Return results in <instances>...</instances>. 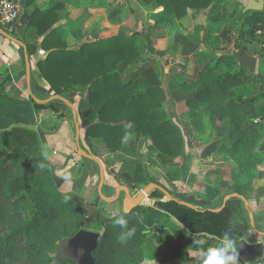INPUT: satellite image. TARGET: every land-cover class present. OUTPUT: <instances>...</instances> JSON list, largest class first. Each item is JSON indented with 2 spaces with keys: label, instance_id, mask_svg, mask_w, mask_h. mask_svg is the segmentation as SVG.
I'll list each match as a JSON object with an SVG mask.
<instances>
[{
  "label": "trees",
  "instance_id": "16d2710c",
  "mask_svg": "<svg viewBox=\"0 0 264 264\" xmlns=\"http://www.w3.org/2000/svg\"><path fill=\"white\" fill-rule=\"evenodd\" d=\"M223 1L139 0L136 9L146 12L152 24L146 20L140 31L84 42L77 49L67 48L54 23H48L36 32L43 35L49 29L46 36L39 43L26 42V51L30 56L38 45L47 52L35 62V69L53 95L71 99L83 94L76 113L85 140L94 138L110 153L120 151L126 125L131 123V137L150 141L166 163L163 175L175 183L184 178L181 165L188 155L183 134L195 142L210 132L211 139L203 146L205 155L233 162L240 181L235 180L215 202L213 197L222 189L218 174L211 193L184 189L202 199L194 208L166 198L159 189L150 191L151 204L139 203L127 212H117L125 216L129 228L136 229L133 238L121 245L117 240L121 229L113 224L116 213L106 217L99 209L97 231L88 230L86 210L71 200L65 202L55 185L52 166L33 125L39 110L50 109L63 117L66 104L60 99L36 103L30 96L24 99L0 92V264H76L73 257L56 254L60 244L72 238L83 240L89 264H141L144 258L157 257L164 264H196V259H187L185 253L198 251L193 238L215 245L225 231L235 238L248 233L251 227L239 197L228 198L218 211L209 209L220 207L224 196L231 193L249 202L251 192L261 183L257 171L264 168V105L258 103L264 100V69L249 73L238 65L233 53L241 50L264 62V10H236L238 25L224 12L206 24L201 41L209 43L215 54L196 75L178 83L189 111L183 126L172 120L171 101L153 62L132 71L126 80L121 79L118 68L150 59L151 36L160 28L191 23L197 14ZM157 8L161 9L155 11ZM11 24L0 27L6 31ZM30 24L33 26L31 18ZM224 120L229 125L225 132L218 125ZM42 163L44 168L39 166ZM143 163L134 164L130 195L156 183L175 199L193 205L147 174ZM86 232L96 233V238L88 241H96L92 247L83 235ZM149 238L153 243H146ZM155 242L160 249L162 244L169 248L160 250ZM262 242L264 248V236ZM237 249L238 254H244L238 245Z\"/></svg>",
  "mask_w": 264,
  "mask_h": 264
},
{
  "label": "crops",
  "instance_id": "0c3cea01",
  "mask_svg": "<svg viewBox=\"0 0 264 264\" xmlns=\"http://www.w3.org/2000/svg\"><path fill=\"white\" fill-rule=\"evenodd\" d=\"M14 1L18 6V17L15 21L12 22L11 25L7 27L6 31H4V29L1 27L0 30L4 31L7 35L15 38L19 42H22L25 48H23L18 43L10 40L0 32V92L6 94H14L19 98H25L24 96L28 97L29 92H31L33 95H39L42 98L53 95V92L50 89L48 83L38 77L35 69V62L39 59L45 58L47 52L42 50L38 45L36 46L35 52L30 56H28L26 51V42L39 43L46 36L49 29L43 35H37L36 33L37 29H41L44 25H47L48 23H54L53 26L56 29V32L60 35L62 41L65 42L67 48L77 49L84 42H92L96 39L111 37L120 33H132L134 31H140L142 28V23L144 21L147 20L150 24H152L153 22L152 20L147 18L146 12H140L138 11V9H136L139 6V0H137V5L135 4V7L133 6V2L131 0ZM212 7L213 5L203 10L202 13L206 12L207 14L202 15L205 16L209 13V15H211ZM160 9L161 8H157L155 9V11H158ZM223 12L224 11L222 10L221 13ZM108 14L110 16H108ZM199 17L200 14H197L193 18L191 23H187V25H189L193 31L198 27L197 19ZM30 18L33 26L30 24ZM209 21H211V19H209ZM136 24H138V27ZM186 27L187 26L186 24H184V22H176L173 28H160L159 30H157L155 35L151 36L153 43L152 46L154 47L155 43L163 39V37L167 33H171L172 31L187 32V29L191 30L189 27ZM193 40L195 42H199L197 36H194ZM178 55H180V59L182 61L183 54ZM25 56L27 57L25 58ZM149 58L150 59L144 62L134 61L129 65L120 64L118 68L120 70L119 73L121 79L126 80V78L132 71L141 66L149 64L150 62H153L155 65L157 64L154 57ZM187 58L194 65V67L192 66V73H189L187 71L184 72L182 76H179L178 73L181 74V72H179V69L174 68L167 77H160V79L162 80L165 96H168L169 94V96L171 97L169 98V100L174 101V105H172V108H174L175 111L179 109L178 113H181L178 115L180 126H183L188 121V108L184 103V97L178 91V83L180 82V80H184L196 75V73L205 65L204 64L200 66V60L195 58L194 56L192 57L191 55H188ZM26 59L29 65L28 84L26 75ZM165 59H171L170 62L174 63L172 62V58L170 57H166ZM258 62L259 61L257 60L255 71L257 70ZM181 64V66L184 65L183 62ZM170 77H173V82H171ZM64 98L70 103L72 108L65 103L67 109L66 111H64L63 117H59L57 113L50 109L38 111V123L36 127V130L42 142L44 156L46 159H48V162L55 170L54 174H56V181L58 183L59 189L61 191L63 190L65 195H70L72 197V200H74L75 202L77 201L84 204H89V206L94 207H108L107 209H112V211H116L117 213L120 209H122L123 201L125 198L124 190L128 187L117 186L116 188H113L114 186L112 182H105L106 184L104 185V187H102L100 192L101 195H107V193L109 192H113L115 194L116 191H119V194L116 200L109 203H107L108 201H106V206L105 204L103 205L104 202L102 201L104 200H102L103 198H100L101 196L97 191L98 187H94L95 177L94 174H92L94 164H97V162L85 158L84 156L80 155L79 152H77L75 149L76 124H78L79 126V135H82V132L80 131L79 120L74 107H76L77 103L83 99V94L79 92L72 99H68L66 97ZM181 104L182 106L180 107ZM258 104L264 105V100L260 101ZM71 109L74 110L75 115L73 114ZM67 111L70 113L68 114ZM211 136L212 133L208 132L195 142L189 140L190 142L196 144L195 146L200 149V152L197 153L190 151V157L186 158L188 162L185 161L182 163L184 178L182 181L175 182V190L177 191V193H185V195L187 196L186 200L191 202L194 207H196L197 204L202 201V199L194 197L189 192H185L184 189L191 187L192 190L211 193L213 191L211 184L215 181V178L218 174V176L221 178L222 189L218 195L213 197L212 201L215 202L218 196L223 195V193H226L229 190L235 180L240 181V177H235V173L233 172V162H226L221 158L203 155L205 152L203 146L209 142ZM143 141H146L148 143L150 142L145 138L143 139ZM79 146L82 151L86 152V150L81 147L80 141ZM261 147L262 150H264V141ZM53 151L56 152L55 154L56 156H58V158L54 157L55 154L52 153ZM98 151L101 155V157L99 156L100 158L110 155V153L107 152L106 148L103 145H100ZM151 151H153V153H157L160 156V159L162 158V156L158 152H156L152 146ZM86 153L88 154V152ZM120 154L122 153L119 152L116 155L120 157ZM205 157L213 158V160L209 165H203L205 167L203 169V167H200V165L202 164V162H205L203 161V158ZM122 158L123 157L121 156L120 159ZM115 164H117V162ZM162 164L164 165H160L159 163V166L165 168L166 163L163 159ZM257 178L261 181L260 185L251 192V199L249 200V202L247 201V206H245V204L243 203L251 229L244 237H236L237 245H239L241 242H245L247 244L262 242V233L264 232V168L257 171ZM97 179L99 183V173ZM131 196L133 197V195ZM226 196H224V198ZM101 203L103 206L101 205ZM145 203L147 204V201H145ZM149 203H152L151 199H149ZM249 212H252V224ZM185 253H187V255ZM185 253L184 256L186 255V258H189V260H195L198 255V251L190 249ZM194 254L195 257H193ZM253 259H255V257L247 256L245 255V253L238 254V264H246Z\"/></svg>",
  "mask_w": 264,
  "mask_h": 264
},
{
  "label": "rangeland",
  "instance_id": "374dc122",
  "mask_svg": "<svg viewBox=\"0 0 264 264\" xmlns=\"http://www.w3.org/2000/svg\"><path fill=\"white\" fill-rule=\"evenodd\" d=\"M131 1L133 2V6L135 7V4L137 5V0H131ZM244 5H245L244 0H224L223 2H221L219 4L213 5V7L211 9V15H209L210 14L209 13L208 15L203 16L202 14H207L206 12H203L200 14V17L197 19L198 27H197V29L195 28L194 31L191 29V27L189 25H187V23L184 22V24H186V26L189 27L191 30L187 29V32H178V31L173 32L172 31L171 33H167L163 37V39H161L159 42H156L155 46L153 47V51L148 56L154 57V59L156 60V62H157L156 65L158 68L159 76L161 78L167 77L169 75V73L171 71H173L174 68L179 69V72H181V74L178 73L179 76L180 75L182 76L184 74V72H187V71L189 73H192V68L194 67V65H193V63H191L188 60V58H187L188 55H191L192 57L194 56L195 58L199 59L200 60L199 65L200 66L211 61L212 56L215 54V52H213V49H211V45L209 43L201 42V39H203V35H204L203 32H204L206 24H208L209 19L214 20L216 17H218L223 10L225 13V16L227 18H229L233 24L238 25L237 24L236 10L241 9V8L243 9ZM213 8H214V11H213ZM241 12H242V10H241ZM108 16H110V15L108 14ZM105 23H108V22H105ZM136 25L138 27V24H136ZM137 27H135V28H137ZM194 36H197L199 42H195L193 40ZM178 54H181V55L183 54L185 56L184 57L182 55V61L180 59V55H178ZM166 57L172 58V62H174V63L170 62L171 59L170 60L165 59ZM182 62L184 63L183 66H181ZM257 69H264V62H261V61L258 62ZM186 74H188V73H186ZM173 77H174V75H173ZM172 78L170 77L171 82H173ZM24 97H25L24 99L28 98L27 96H24ZM167 98H171L169 96V94H168ZM173 102L174 101L170 102L169 113L172 117L173 122L175 124L179 125L178 115L181 113H178L179 109L177 111H175L174 108H172V105H174ZM181 106H182V104L180 105V107ZM74 108H75V110H77L76 109L77 107H74ZM39 111H41V110H39ZM65 111H66V109H65ZM69 113L70 112H68V114ZM188 113H189V111H188ZM215 122L217 123V121H215ZM37 123H38V117H37V122L33 125L35 128L37 127ZM218 125L220 126V130H222L224 132L226 130H228V128H229L227 120H224L223 122L218 123ZM183 138H184V142H186L185 152H186V154H188V155H186L187 156L186 158L190 157V151L197 152V153L200 152V149H198V147L195 146L196 144L190 142L187 139L185 134H183ZM79 141H80L81 147L84 150H86V152H88L89 155L95 157L100 162V164L102 166L104 177H103L101 189L106 184L105 182H112L113 186H114L113 188H116L117 186H119V187L120 186H127L128 187L131 184L130 181H131V176L133 175V167L137 161H144L145 162L143 164L146 167L147 174L151 175L152 177H154L155 179H157L161 183L165 184L171 190L175 189L174 181L171 178L164 176L163 175V169L164 168L159 166V163H160V165H164V164H162L163 157L160 159V156L157 153H153V151H151V143L150 142L148 143L146 141H143V139H139L135 136H132V138L130 137V139L127 142H123L122 150L114 152V153H110L106 149L107 152L110 153V155L104 156L103 158H100L101 155H100V152L98 150H99L100 145H102L101 143L97 142L94 138H88V141H87L84 139L83 135H81V134L79 135ZM130 150H131V152H130ZM119 152L122 153V154H120V157L118 155H116ZM203 155H205V152ZM121 156L123 157L122 159H120ZM54 157L58 158V156H56V154L54 155ZM203 159H204L203 161H205V162H202L200 167H203V169H204L205 167L203 165H209L210 162H212L213 158L205 157ZM121 160H122V162H121ZM185 161L188 162V160H185ZM116 162H117V164H115ZM54 171L55 170L53 169V171H51V172L53 173V176H54L55 185H56L58 191L65 196V193L63 192V190L61 191L59 189L58 183L56 181L57 177H56V174H54L55 173ZM98 171H99L98 165L94 164L93 173H92V174H94V177H95L94 178V180H95L94 187L99 186L98 185L99 184L98 179H97L98 173H99ZM105 174H106V177H105ZM96 180H97V183H96ZM140 190L133 191V193H131V195H133V197H134L137 194V192H139ZM122 192H123V189H122ZM112 193L113 192H109V193H107V195H105V194L104 195L102 194V195L105 198H108L110 200L115 195L114 193L113 194ZM176 194L179 195L178 198H181L183 200L187 198L185 193H181V194L176 193ZM100 198H102V197H100ZM102 200H104V201H102V202H104L103 203V205H104L106 203V200L105 199H102ZM71 201L78 204L81 208H84V210H86L87 215L85 216L86 217L85 223H86V228L88 230L90 229L92 231H97L96 227H97L98 223H97L95 217H96V213L98 212L99 209L102 210V212H101L102 215L106 216V217H112L116 213V211L114 212V211H112V209H107L108 207L107 208L100 207L99 205H98L99 207H94V206H89V204H84V203L77 202V201L75 202L72 199H71ZM145 201H147V204L149 203V199L147 196L142 198L140 203L146 204ZM107 203H109V201ZM101 205H102V203H101ZM105 206H106V204H105ZM101 231L102 230H100L99 232L102 233ZM146 243H153V239L152 238L147 239ZM154 245H155V247L159 248L158 242L157 243L155 242ZM160 246H161V249L163 251L167 250L169 248L167 244H162ZM86 249H87V247L85 246L83 240H80L79 238H72V239H68V240L62 242L60 244V246L58 247L56 254L60 258L67 257V256L73 257L76 261V264H89L88 260L86 258V251H85ZM193 257H195V254L193 255ZM157 258H144L142 260L141 264H164L161 260L159 261V259H157ZM187 259H189V258H187ZM51 264H55L54 261H52Z\"/></svg>",
  "mask_w": 264,
  "mask_h": 264
},
{
  "label": "water",
  "instance_id": "95a60500",
  "mask_svg": "<svg viewBox=\"0 0 264 264\" xmlns=\"http://www.w3.org/2000/svg\"><path fill=\"white\" fill-rule=\"evenodd\" d=\"M261 10H264V0H245V5H244V7L242 9V12L244 13L246 11H261ZM0 32H1V34L6 36L7 38H9L10 40L18 43L23 48H25V46H24V44L22 42H19L15 38H12L11 36L7 35L2 30H0ZM233 54H234L235 59H236L238 65L240 67L246 69L249 73H254L255 72L256 62H257V58L255 56H251V55L245 54L241 50L235 51ZM26 57L27 56H25V58ZM26 64H27L26 65V75H27V84H28L29 83V65H28L27 59H26ZM29 96L36 103H47V102H49L51 100H54V99H60L61 101H63L69 107L72 108L70 103L64 97H62L60 95H52V96H49L48 98H45V99H38L31 92H29ZM72 112L75 115L74 110H72ZM75 149H76L77 152H79L80 155L84 156L85 158H88L90 160H94V161L97 162V164L99 166V176H100L99 186H98V190H97L99 195L103 199H105L106 201H109V202L116 200L118 198L119 191H116L115 192V196L112 199H110V200L108 198L103 197L100 194L101 186H102V182H103V176H104L103 169H102V166H101L100 162L95 157L87 154L86 152L82 151V149L80 148V146H79V126H78V124L75 125ZM51 171H53V168H51ZM154 189H159L165 195V197L168 198V199H174V200H176L177 202H179V203H181L183 205H186L188 207H193V205H191L190 203L175 199L174 197H172L169 194V192L166 189H164L163 187L159 186L158 184L149 183L145 187H143L139 192H137V194L134 197H132L130 195V193L128 191V188H125V198H124V201H123L122 210L124 212L129 211L132 207H134L135 205L139 204L141 199L144 198L145 196H147L148 193L150 191L154 190ZM230 197H239L243 201L245 206H247V204H248V202H247V200L245 198L239 196L236 193H231V194H228L223 199L222 205L219 208L209 209V210H212V211L220 210L225 205L226 200L228 198H230ZM249 214H250V219H251V224H252V212H249ZM83 235L87 238V242L90 241V240L92 241L94 238H96V233H94V232H86V233H83ZM262 236H264V232L262 233ZM95 242H93L91 244L88 242V244L92 247ZM238 246H239L240 250L243 251L245 253V255H247V256L261 257L263 255V253H264V250H263L264 248H263V243L262 242H255V243H250V244H247L245 242H241Z\"/></svg>",
  "mask_w": 264,
  "mask_h": 264
},
{
  "label": "clouds",
  "instance_id": "9594fccd",
  "mask_svg": "<svg viewBox=\"0 0 264 264\" xmlns=\"http://www.w3.org/2000/svg\"><path fill=\"white\" fill-rule=\"evenodd\" d=\"M131 128V123L126 125V131L122 138L124 142H127L130 139L131 132L128 130ZM39 166L41 168L45 167L43 163ZM71 199L72 197L70 195L64 196L65 202H68ZM113 224L114 226H119L121 229V232L117 237V240L121 245L126 244L135 235L136 229L128 227V220L123 214L116 213V218L114 219ZM236 242L237 239L228 231H225L222 234L215 245H208L207 241L203 238H193L192 244L198 249L196 264H238V249Z\"/></svg>",
  "mask_w": 264,
  "mask_h": 264
},
{
  "label": "built area",
  "instance_id": "2783aa9c",
  "mask_svg": "<svg viewBox=\"0 0 264 264\" xmlns=\"http://www.w3.org/2000/svg\"><path fill=\"white\" fill-rule=\"evenodd\" d=\"M18 17V6L14 0H0V24H11ZM53 154L56 152L53 151ZM246 264H264V255Z\"/></svg>",
  "mask_w": 264,
  "mask_h": 264
}]
</instances>
